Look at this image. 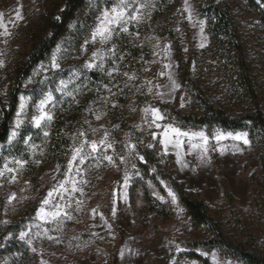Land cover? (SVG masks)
<instances>
[{"label":"rangeland","instance_id":"374dc122","mask_svg":"<svg viewBox=\"0 0 264 264\" xmlns=\"http://www.w3.org/2000/svg\"><path fill=\"white\" fill-rule=\"evenodd\" d=\"M110 1L113 3L107 6ZM214 3L230 6L264 108V29L259 11L245 0H214ZM43 5L44 0H0V13L10 33L4 35L0 29V91L6 101L16 86V68L27 51L23 40H18V28L28 18L36 19ZM112 8L122 9L124 17L109 25L108 39L99 36L93 39L104 12L111 13ZM17 9L23 19L16 18ZM97 9L90 33L78 43L76 33L83 26L81 16L84 19ZM79 16L51 56L23 81L10 137L6 144H0V238L3 243L8 246L16 241L23 243L37 255L38 264H79L82 259L106 262L114 255L120 264H200L187 253L192 251L189 243L203 232L193 229L168 181L160 179L165 194L153 183L150 187L153 195L171 210V219L163 221L150 216V225L146 226L138 215L141 196L132 200L130 188L139 175L137 161L142 160L137 147L147 146L156 147L163 159L172 158L173 178L183 182L188 190L200 192L215 218L228 229L234 227L235 219L232 206L224 198L221 180L225 179L240 216L252 230L255 248L264 253V214L252 205V198L258 192L253 177L260 176V160L248 130L184 127L152 104L171 102L180 88L172 36L184 53L190 43L199 50L210 43L207 19L199 12L198 0H89ZM54 56L59 65L56 68L52 67ZM195 71L216 106L230 115L244 111L216 53L201 56ZM90 73L103 79L108 77L109 83L92 81ZM44 86H53V89L47 90L32 110L33 95ZM79 92L86 96L87 105L82 124L70 134L67 165L64 169L60 164H53L42 170L53 102L57 95L69 97ZM141 92L151 102L138 100ZM48 93L52 99L45 110L51 119L37 127L32 118L39 115L37 106ZM126 93L129 95L125 110L128 122L119 128L111 121L110 114ZM179 107L184 113L192 111L187 91H182ZM151 109H158L164 119L153 122ZM168 125L182 132H203L208 138L207 153L191 147L192 143L203 144L199 138L190 142L186 137H179L182 144L177 146L172 133L166 147L162 141L163 130ZM27 127L36 132H30L20 144L21 133ZM115 129H120L119 134ZM229 133L233 136L246 133L249 144L233 139ZM218 134L225 138L217 140ZM92 142L98 145L95 152L91 149ZM80 148L82 162L81 157L73 160L75 150ZM32 176L38 177L36 183L32 182ZM49 192L53 193L51 197ZM45 199L49 200L47 205L43 204ZM42 207L50 214L45 220L38 218ZM56 212L59 215L53 217L51 213ZM16 224L22 228L15 236L5 231ZM21 233H26L24 239L20 238ZM195 251L211 264H243L217 249L199 247ZM14 256H5L0 264H8Z\"/></svg>","mask_w":264,"mask_h":264},{"label":"trees","instance_id":"16d2710c","mask_svg":"<svg viewBox=\"0 0 264 264\" xmlns=\"http://www.w3.org/2000/svg\"><path fill=\"white\" fill-rule=\"evenodd\" d=\"M89 0H44L43 8L36 19L28 18L18 28V40H23L27 51L23 55L20 64L16 68V86L11 91L6 101L0 91V144L7 143L13 119L17 112L22 83L31 72L41 63L47 60L58 44L70 32V25L79 18V14L86 10ZM248 5L257 9L260 21L264 29V0H245ZM110 1L107 6L112 3ZM199 12L206 17L210 43L199 50L190 43L187 52L184 53L180 44L172 36L174 43L173 57L177 62V73L180 84L173 100L169 103L152 102L154 106L165 110L169 117L176 123L187 127H206L208 129L220 128L224 130H248L254 152L260 160V176L253 177V183L257 186V196L252 198V205L264 214V108L261 95L254 80L251 65L248 59L247 49L241 40L235 21L232 17L228 4L214 3V0H198ZM98 9L92 15L82 18V28L76 33L78 43L88 36L97 16ZM208 52H214L225 73L232 80L238 102L244 106V111L238 115L228 114L222 107L216 106L210 99L207 90L200 83V74L195 71V66L200 57ZM92 81L106 80L101 75L90 73ZM53 89V86H44L33 95L31 108L40 100L43 94ZM182 91H187L191 97L193 109L184 113L180 106ZM142 102L151 99L144 92L138 93ZM118 100V105L113 107L110 119L119 128L127 125L125 118L126 104L129 100L127 93ZM126 96V97H125ZM141 96V97H140ZM89 103V101H88ZM86 103V96L82 92L66 97L57 95L53 102V118L50 126L48 143L42 155V170L53 164H60L64 169L70 157V134L82 124V114ZM31 110V111H32ZM119 134L120 129H115ZM33 131L27 127L21 133L19 143ZM121 138V137H120ZM137 151L142 155V160L137 161L139 175L134 178L130 188L132 200L140 194L141 205L138 215L144 225L149 226V217L168 221L171 219V210L158 200L152 193L150 183H153L162 194L165 190L161 186L160 179L168 181L174 188L176 195L183 205L187 216L197 232H203L194 241L190 242L192 251L187 255L200 262L211 264L208 258L203 257L195 249L202 247L207 250L217 249L222 254L232 259L241 261L243 264H264V253L255 248V240L248 222L240 216L235 198L229 191L225 179L221 180L224 198L232 206L234 227L226 228L218 221L203 195L198 191L188 190L183 182L176 181L172 176V158H162L157 153V148L138 146ZM39 175V171H38ZM37 175V176H38ZM38 177L32 176V182H37ZM22 225L8 226L5 231L13 232L14 236L21 230ZM14 258L8 264H38V257L32 253L23 243L18 241L8 246L0 238V262L7 255ZM79 264H120L117 255L106 262H91L82 259Z\"/></svg>","mask_w":264,"mask_h":264},{"label":"snow or ice","instance_id":"6c2138e0","mask_svg":"<svg viewBox=\"0 0 264 264\" xmlns=\"http://www.w3.org/2000/svg\"><path fill=\"white\" fill-rule=\"evenodd\" d=\"M125 15V12L121 9L118 10L117 8H112L111 9V13H109L108 11H105L103 16L104 19L101 21V24L97 27L96 31L93 33V39H95L97 36H99L101 39L106 40L110 37L111 35V30L109 28V25L112 23H117L119 22ZM16 18L17 19H23V16L21 15V11L20 9H17V13H16ZM132 19H135V17H132ZM10 23L12 21H9ZM0 29L3 30V34L4 35H9V31H8V27L7 24L4 23L3 21V14L0 13ZM52 67L56 68L59 67V65L56 63V59L55 56L53 57L52 60ZM89 67H91V65H89ZM63 83V82H61ZM52 99V94L48 93L47 96H45L44 99H42L39 102L38 107V111H39V115L37 116H33L32 120L33 123L35 124V126L40 127L42 121L45 120H50L51 116L48 114V112L45 110V106L48 102H50ZM21 108H23V104L21 105ZM148 111V110H146ZM152 115H153V122H155L156 120H163L164 117L160 114L158 109H151ZM20 122L18 121L17 123V127H19ZM157 127H160L159 124H157ZM169 133L173 134V139L176 140V144L177 146H180L182 144V141H180L178 138L179 137H186L190 142L195 139V138H199L201 141H203V144H197V143H192L191 147L193 149H200L202 151V153L206 154L207 153V137L204 135L203 132H199V133H189V132H182L180 129L175 128L171 125H168L164 128L163 130V136H164V140L162 141V143H165V146L167 147V141L169 138ZM15 135V133L13 134ZM228 136H231L233 139L236 140H242L244 144H249V140L247 139V134H236L235 136H233V134L229 133ZM224 135L223 134H218L216 136L217 140H221L224 139ZM101 144H103V141L100 142ZM110 147V145H109ZM91 149L93 152L98 150V145L96 142H92L91 143ZM239 150V149H238ZM77 157H81V162L83 160V156H82V148L80 149H76L75 150V154L73 155V160H76ZM106 159H108L109 161H111V157H105ZM141 159H143L141 157ZM201 159H204V156H201ZM179 162V161H178ZM20 163V162H17ZM11 171V170H9ZM0 175H2V173H0ZM61 187L63 188L64 185L61 184ZM73 190H76L75 187L73 188ZM52 192H49V197L52 196ZM169 195H172V193L170 192ZM173 201H175V197L173 196ZM49 203L48 199H45L43 201L44 205H47ZM48 215H50L49 213L45 212L44 208L42 207L40 210V213H38V218L45 220L47 219ZM51 215L53 217L59 215V212L56 213H51ZM26 233H21L20 238L24 239Z\"/></svg>","mask_w":264,"mask_h":264}]
</instances>
